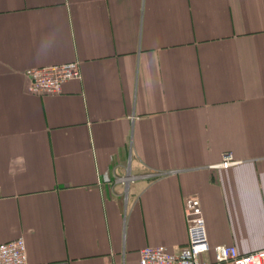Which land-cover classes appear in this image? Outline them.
I'll return each instance as SVG.
<instances>
[{"label": "crops", "instance_id": "obj_1", "mask_svg": "<svg viewBox=\"0 0 264 264\" xmlns=\"http://www.w3.org/2000/svg\"><path fill=\"white\" fill-rule=\"evenodd\" d=\"M72 60L61 92L27 90ZM188 195L210 247L263 245L264 0H0V243L139 264L187 244Z\"/></svg>", "mask_w": 264, "mask_h": 264}, {"label": "built area", "instance_id": "obj_2", "mask_svg": "<svg viewBox=\"0 0 264 264\" xmlns=\"http://www.w3.org/2000/svg\"><path fill=\"white\" fill-rule=\"evenodd\" d=\"M28 79L27 90L37 94H57L63 84L81 77L80 63L72 60L64 63L31 67L24 71ZM241 161L230 152L223 153L221 160L214 164L217 168H228ZM128 184L135 179L127 174L120 178ZM184 212L188 234L187 244L173 251L163 244L147 245L139 251V264H264V243L258 249L241 253L232 244H217L210 247L204 228L201 205L197 195L184 198ZM212 252L211 260H203V255ZM0 264H32L27 256L23 236L0 243Z\"/></svg>", "mask_w": 264, "mask_h": 264}]
</instances>
